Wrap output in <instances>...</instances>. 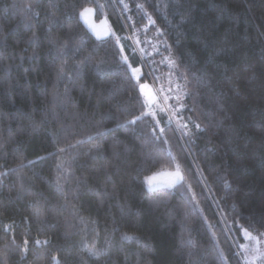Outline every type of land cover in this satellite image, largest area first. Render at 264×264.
<instances>
[{"label": "trees", "instance_id": "trees-1", "mask_svg": "<svg viewBox=\"0 0 264 264\" xmlns=\"http://www.w3.org/2000/svg\"><path fill=\"white\" fill-rule=\"evenodd\" d=\"M137 35L187 79L176 119L142 116ZM244 229L264 233V0H0V264H245Z\"/></svg>", "mask_w": 264, "mask_h": 264}, {"label": "rangeland", "instance_id": "rangeland-1", "mask_svg": "<svg viewBox=\"0 0 264 264\" xmlns=\"http://www.w3.org/2000/svg\"><path fill=\"white\" fill-rule=\"evenodd\" d=\"M86 9H90L91 11H85ZM105 15L104 13L102 17H98V12L93 6H86L80 11V18L88 31L97 39H104L110 36L116 37L127 61H129L125 54V43L123 45L121 38L117 36ZM143 43H146L150 48L149 51L151 53L143 52V54L152 64L153 74L149 75V79L142 81L141 79H137L143 75L141 67H131V69L139 68L141 70L140 72L133 73V75L138 82L139 90L147 107V112H154V116H156L164 111L167 114H172L176 119L177 112L185 106L187 79L179 71L171 52L164 49L162 40L157 38L153 39V37L135 36L133 45L138 53H142ZM151 54L153 56L160 54L155 57V65L150 60ZM140 84H148V88L141 91ZM169 119L173 122L172 117H169ZM178 169L184 179L176 183L177 178L175 173ZM185 180L184 172L179 166H176L173 170H159L149 174L145 178V183L147 188L151 190L172 189ZM244 237L245 241L241 245V254L245 264H264V236L251 234L250 238L244 234Z\"/></svg>", "mask_w": 264, "mask_h": 264}, {"label": "snow or ice", "instance_id": "snow-or-ice-1", "mask_svg": "<svg viewBox=\"0 0 264 264\" xmlns=\"http://www.w3.org/2000/svg\"><path fill=\"white\" fill-rule=\"evenodd\" d=\"M121 2H123V0H121ZM85 11H91V10H90V9H86ZM149 22H150V23H154L153 21H151V18H149ZM131 70H132L133 73H137V72H140V71H141L139 68H132ZM61 71H63V69H61ZM69 78H71V77H69ZM141 78H142V77H138L137 79L139 80V79H141ZM146 88H148V84H140V89H141V91H143V90L146 89ZM161 111H163V109H161ZM144 115H151V116H154L155 113H154V112H147V113H143V112H142V116H144ZM142 116H141V117H137L136 119L130 121L129 123L135 124V123H136V120L141 119ZM156 125H157V126L159 125V121H156ZM184 127H187V125H184ZM196 127L199 128L200 126L197 124ZM151 131H152L153 136H155V138H156L157 140H159V139H160V136L156 135V128L153 127ZM163 131H164V130L161 128V129H160V133L163 134ZM164 142L167 143L166 140H165ZM61 151H63V149H61ZM58 167H59V166H58ZM175 176H176V178H177V179H176V183H179V182H181V181L184 179L183 176L181 175L179 169L176 171ZM10 228H11V226H7V229H10ZM7 229H6V230H7ZM244 232H245L246 235H248V236L251 238V234L248 232L247 229H244ZM260 235L264 236V233H261ZM24 243H25V245H27L28 241L25 240ZM40 243H41V241H39V240L36 241V244L39 245Z\"/></svg>", "mask_w": 264, "mask_h": 264}]
</instances>
